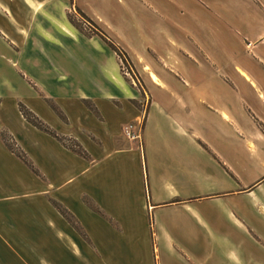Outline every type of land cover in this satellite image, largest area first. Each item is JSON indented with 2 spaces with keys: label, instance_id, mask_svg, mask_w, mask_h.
I'll return each instance as SVG.
<instances>
[{
  "label": "crops",
  "instance_id": "crops-1",
  "mask_svg": "<svg viewBox=\"0 0 264 264\" xmlns=\"http://www.w3.org/2000/svg\"><path fill=\"white\" fill-rule=\"evenodd\" d=\"M21 1L40 10V0ZM165 1L178 2L153 0L160 8ZM198 1L205 9L191 16H217L235 55L200 58L186 48L174 68L160 62V74L146 63L162 84L150 80L147 110L129 116L143 119L141 140L107 128L96 132L101 144L75 134L82 155L42 130L43 191L55 219L44 218L45 242L68 230L88 264H264V0ZM33 228L14 230L34 235ZM47 244L48 257L65 252ZM19 253L0 249V264Z\"/></svg>",
  "mask_w": 264,
  "mask_h": 264
},
{
  "label": "rangeland",
  "instance_id": "rangeland-1",
  "mask_svg": "<svg viewBox=\"0 0 264 264\" xmlns=\"http://www.w3.org/2000/svg\"><path fill=\"white\" fill-rule=\"evenodd\" d=\"M40 3L36 10L21 0H3L8 14L0 11V249L21 252L7 257L13 264H88L89 252L68 230L43 240L44 218L55 220L46 205L53 197L43 191L39 150L45 136L25 119L21 105L82 152L75 134L101 144L96 132L107 128L125 138L124 126L134 122L129 116L147 110L152 78L144 71L146 63L160 74V62L174 68V56L182 57L186 48L200 58L205 51L214 58L235 54L217 16H191L205 9L198 0H178L176 7L165 1L161 8L153 0ZM76 4L101 22L76 10ZM194 18L208 20L209 26L202 28ZM187 23L189 31L178 27ZM93 123L98 130L90 129ZM30 222L34 235L15 232ZM47 242L63 255L46 256ZM260 248L242 242L243 250L260 254Z\"/></svg>",
  "mask_w": 264,
  "mask_h": 264
},
{
  "label": "trees",
  "instance_id": "trees-1",
  "mask_svg": "<svg viewBox=\"0 0 264 264\" xmlns=\"http://www.w3.org/2000/svg\"><path fill=\"white\" fill-rule=\"evenodd\" d=\"M107 43H108V45L114 50V51H116L117 52V47L113 44V43H111V42H108L107 41ZM20 111L22 112V114H23V116L25 117V119L27 120V121H29L31 124H33L34 126H36L37 128H39L40 130H43V131H45V132H47V133H49V134H51V135H53V136H55L57 139H59L61 142H63L64 143V139L63 138H61V137H59L57 134H55L52 130H50V128L48 127V126H43L44 124L43 123H41V122H36L33 118H36L37 119V117H35V114H33V112L32 111H30V110H28V108H26L25 106L23 107V105H21V107H20ZM77 145H79L78 143H76ZM66 145V144H65ZM8 146V145H7ZM69 148H71L72 150H74V151H76V152H79L80 153V151H78V150H76L73 146H71V145H67ZM80 146V145H79ZM8 148L10 149L11 147H9L8 146ZM81 148V147H80ZM17 156H19L20 157V155H17ZM24 161H25V163H27V160L25 159V157L23 156V157H21Z\"/></svg>",
  "mask_w": 264,
  "mask_h": 264
},
{
  "label": "built area",
  "instance_id": "built-area-1",
  "mask_svg": "<svg viewBox=\"0 0 264 264\" xmlns=\"http://www.w3.org/2000/svg\"><path fill=\"white\" fill-rule=\"evenodd\" d=\"M143 130V119L136 120L126 124L123 128V134L129 140H141Z\"/></svg>",
  "mask_w": 264,
  "mask_h": 264
},
{
  "label": "bare ground",
  "instance_id": "bare-ground-1",
  "mask_svg": "<svg viewBox=\"0 0 264 264\" xmlns=\"http://www.w3.org/2000/svg\"><path fill=\"white\" fill-rule=\"evenodd\" d=\"M151 78H152V80H153L155 83H157V84H162L161 80L159 79V77H158L156 74L151 73Z\"/></svg>",
  "mask_w": 264,
  "mask_h": 264
}]
</instances>
